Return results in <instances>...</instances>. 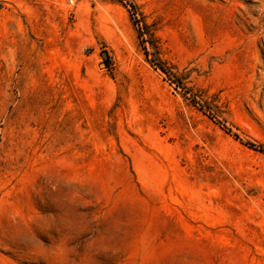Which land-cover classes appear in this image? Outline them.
Returning <instances> with one entry per match:
<instances>
[{
  "label": "rangeland",
  "instance_id": "374dc122",
  "mask_svg": "<svg viewBox=\"0 0 264 264\" xmlns=\"http://www.w3.org/2000/svg\"><path fill=\"white\" fill-rule=\"evenodd\" d=\"M0 264H264V0H0Z\"/></svg>",
  "mask_w": 264,
  "mask_h": 264
},
{
  "label": "water",
  "instance_id": "95a60500",
  "mask_svg": "<svg viewBox=\"0 0 264 264\" xmlns=\"http://www.w3.org/2000/svg\"><path fill=\"white\" fill-rule=\"evenodd\" d=\"M103 56L106 58L107 57V54H106V52H103Z\"/></svg>",
  "mask_w": 264,
  "mask_h": 264
}]
</instances>
